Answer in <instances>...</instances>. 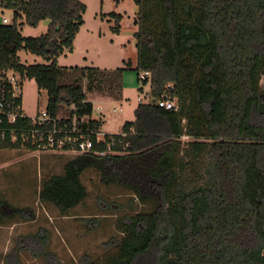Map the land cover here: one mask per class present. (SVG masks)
<instances>
[{
	"label": "trees",
	"instance_id": "1",
	"mask_svg": "<svg viewBox=\"0 0 264 264\" xmlns=\"http://www.w3.org/2000/svg\"><path fill=\"white\" fill-rule=\"evenodd\" d=\"M5 2L15 15L12 24H0V98L8 89L6 74L20 73L48 91L53 118L72 108L69 120L89 133L96 150L107 151L114 138L112 151L124 154L69 160L63 174L43 182L40 202L63 215L81 206L88 197L82 176L93 169L105 186L123 187L153 207L126 216L116 251L89 264H264V0H135L136 71L152 73L144 81L152 99L168 90L179 110L140 103L123 134L106 135L102 144L96 139L104 122L92 118L84 81L92 82L89 93L101 82L121 86L125 69L58 64L74 50L86 4ZM109 16L120 34L124 16ZM20 19L32 27L50 20L48 31L26 38ZM21 50L50 64L25 65ZM23 125L30 128L28 120ZM184 137L192 140L184 143ZM21 146L10 134L0 142V148ZM6 219L34 221L35 213L0 198V223ZM33 238L47 241L40 234Z\"/></svg>",
	"mask_w": 264,
	"mask_h": 264
},
{
	"label": "rangeland",
	"instance_id": "2",
	"mask_svg": "<svg viewBox=\"0 0 264 264\" xmlns=\"http://www.w3.org/2000/svg\"><path fill=\"white\" fill-rule=\"evenodd\" d=\"M82 1L87 6L84 25L74 50L66 52L60 64L98 67L109 72L125 69L121 86L101 82L99 91L89 93L87 87L92 82L84 81L87 98L94 103L92 118L104 122L101 137L120 134L126 122L135 121L140 100L143 99L144 104L152 101L151 84L141 82L136 71L139 56L135 20L139 7L135 0ZM111 13L124 16L120 34L112 29L116 24L109 16ZM14 15L11 9L0 7V24L5 18L12 24ZM18 24L24 37L35 38L47 33L50 20L41 21L37 27L28 25L25 19H20ZM18 56L21 63L28 66L50 64L45 58L26 50H21ZM12 74L8 73L9 76ZM261 85L264 86V77ZM47 92L40 90L33 80L24 79L22 101L27 116L35 117L38 112L46 111ZM71 111L72 108L64 107L59 116H70ZM191 140L190 137L182 139L184 143ZM76 157V154L69 153H37L25 147L0 148V198L14 207L29 208L35 213L34 221L6 219L0 223V264H89L101 261L114 253L124 238L121 224L126 216L153 211L151 205H142L123 187L105 186L100 174L93 169L82 176L88 190L86 201L67 216L54 205L41 203L39 192L43 182L53 175L63 174L65 163ZM38 234L47 238L46 243L33 238Z\"/></svg>",
	"mask_w": 264,
	"mask_h": 264
},
{
	"label": "built area",
	"instance_id": "3",
	"mask_svg": "<svg viewBox=\"0 0 264 264\" xmlns=\"http://www.w3.org/2000/svg\"><path fill=\"white\" fill-rule=\"evenodd\" d=\"M0 5L4 8L8 5L5 0H0ZM14 21V18L12 19ZM10 20L5 18L3 24H9ZM11 76L6 74V86L8 89L2 91L0 98V142L6 140V135L10 134L12 143L21 141V147L36 148L37 153H63L76 154L77 157L82 156H98L104 157L108 155H121L122 153L113 152L112 146L115 139L111 138L107 151H98L95 149V143L90 138L89 133L85 132L76 120L70 121V116L53 118L48 110L38 112L35 117H29L23 109L22 89L24 79L20 73L10 71ZM139 76L141 82L151 80V72H142ZM167 89H172L169 85ZM144 103L143 99L140 100ZM156 103L164 110H179V104L176 97L166 90L165 93L157 98L152 99L149 103ZM98 109H101L99 107ZM114 112H117L115 109ZM29 121L30 128L23 125L25 121ZM23 122V123H21ZM19 128L16 126L20 125ZM3 126V127H2ZM121 132L119 135H122ZM20 135V136H19ZM101 133L97 134L96 142L98 144L105 143V136L101 137ZM118 135V134H115Z\"/></svg>",
	"mask_w": 264,
	"mask_h": 264
},
{
	"label": "crops",
	"instance_id": "4",
	"mask_svg": "<svg viewBox=\"0 0 264 264\" xmlns=\"http://www.w3.org/2000/svg\"><path fill=\"white\" fill-rule=\"evenodd\" d=\"M78 36H79V35H78ZM78 36H77V37H78ZM64 56H65V54H63L62 56H60L59 59H58V64H59L60 66H61V64H60L61 61H60V60H61ZM63 67H69V66H63ZM71 67H74V66H71ZM91 102H92V101H91ZM92 103H93V102H92ZM93 104H94V103H93ZM103 127H104V126H102V129H103ZM102 129H101V130H102ZM102 131H103V130H102ZM101 133H102V132H101ZM109 135H110V134H109Z\"/></svg>",
	"mask_w": 264,
	"mask_h": 264
}]
</instances>
